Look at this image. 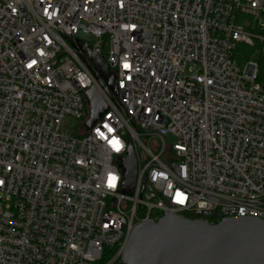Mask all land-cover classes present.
<instances>
[{
	"label": "built area",
	"instance_id": "2783aa9c",
	"mask_svg": "<svg viewBox=\"0 0 264 264\" xmlns=\"http://www.w3.org/2000/svg\"><path fill=\"white\" fill-rule=\"evenodd\" d=\"M263 10L264 0H0V264H119L132 229L165 213L264 220V79L259 61L235 54L259 44L264 59V35L244 22ZM79 42L102 51L116 93ZM91 86L107 108L86 129ZM129 148L126 194L118 159Z\"/></svg>",
	"mask_w": 264,
	"mask_h": 264
},
{
	"label": "water",
	"instance_id": "95a60500",
	"mask_svg": "<svg viewBox=\"0 0 264 264\" xmlns=\"http://www.w3.org/2000/svg\"><path fill=\"white\" fill-rule=\"evenodd\" d=\"M79 46L105 89L116 93L113 77L99 50ZM89 109V129L106 111V104L94 86L84 91ZM123 184L119 191L131 194L136 159L131 148L118 159ZM119 264H264V220L256 217H226L215 224L165 213L157 221L136 225L119 256Z\"/></svg>",
	"mask_w": 264,
	"mask_h": 264
},
{
	"label": "rangeland",
	"instance_id": "374dc122",
	"mask_svg": "<svg viewBox=\"0 0 264 264\" xmlns=\"http://www.w3.org/2000/svg\"><path fill=\"white\" fill-rule=\"evenodd\" d=\"M246 21H244L246 24H250L252 23V26L253 28H249L248 31L250 33H253V34H260V35H264V10L261 11L259 17H258V21H251V19L249 18H246L245 19ZM259 44H256L254 46H247V45H244V44H241L239 47H238V50L236 51V56L237 58L239 59L240 57H243L241 55H244L246 57H249L251 59H255L257 61L262 62L263 64V61L264 59L261 58V55H260V51H259ZM239 61V60H238ZM245 59L242 61L240 60L239 63L240 65H242L244 63ZM89 116V110L86 109V114H85V119ZM80 120H76V119H71V118H68L66 120V125H65V128H67L69 130V132L72 134V135H77L78 134V124H79ZM81 132V131H80ZM166 141L168 143H171L173 142V139L172 137L168 136L166 138Z\"/></svg>",
	"mask_w": 264,
	"mask_h": 264
},
{
	"label": "snow or ice",
	"instance_id": "6c2138e0",
	"mask_svg": "<svg viewBox=\"0 0 264 264\" xmlns=\"http://www.w3.org/2000/svg\"><path fill=\"white\" fill-rule=\"evenodd\" d=\"M126 67H127V66H126ZM109 131H111V129H109ZM109 143H110V145H111L114 149H116L117 151H119V143H118V141L110 140ZM109 179H110V184H109V186H112L113 182L115 181V177H110ZM177 196L180 197V194L177 193ZM180 202H181V203L183 202L182 197L180 198Z\"/></svg>",
	"mask_w": 264,
	"mask_h": 264
},
{
	"label": "trees",
	"instance_id": "16d2710c",
	"mask_svg": "<svg viewBox=\"0 0 264 264\" xmlns=\"http://www.w3.org/2000/svg\"><path fill=\"white\" fill-rule=\"evenodd\" d=\"M259 46H262V45H259ZM101 52V55H102V57H103V53H102V51H100ZM236 58H237V56H236ZM261 58L263 59V55H261ZM238 59V58H237ZM244 59H246V56H243V57H240L238 60L240 61V60H244ZM264 79V73H263V64H262V62H261V65H260V73H259V80H263Z\"/></svg>",
	"mask_w": 264,
	"mask_h": 264
}]
</instances>
